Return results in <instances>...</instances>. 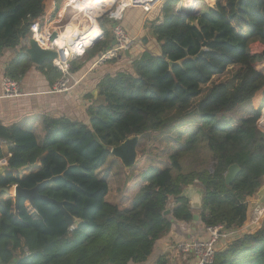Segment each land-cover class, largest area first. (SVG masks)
<instances>
[{
	"label": "trees",
	"instance_id": "1",
	"mask_svg": "<svg viewBox=\"0 0 264 264\" xmlns=\"http://www.w3.org/2000/svg\"><path fill=\"white\" fill-rule=\"evenodd\" d=\"M53 1L62 0H0V57L20 46ZM178 1L164 3L160 23L146 24L160 55L144 52L133 62L132 74L104 76L87 109L88 125L42 117L37 140L30 131L0 124V139L8 147L7 161L0 164L1 264H148L177 223L203 231L217 225L238 230L217 247L211 264H264V214L244 228L249 201L264 175V133L257 127L264 107V0H213L190 18L178 13ZM106 20L100 22L103 30ZM252 43L258 45L254 51ZM24 51L20 48L6 67L5 77L16 82L24 77L31 64ZM76 67L71 64V71ZM230 67L238 68L232 79L213 83L193 104L202 87ZM37 69L50 85L59 78L50 63ZM247 104L251 114L236 126L224 123L226 115ZM184 126L194 128L181 149L163 168L144 171V185L128 208L107 202L108 184L97 172L113 147L131 136L140 137L139 146L146 135ZM231 165L239 172L227 184ZM43 182L39 196L54 203L35 199L30 207L24 198L18 203L2 198L4 189L30 190ZM196 184L202 200L194 221L183 191ZM155 264L168 263L160 257Z\"/></svg>",
	"mask_w": 264,
	"mask_h": 264
},
{
	"label": "crops",
	"instance_id": "2",
	"mask_svg": "<svg viewBox=\"0 0 264 264\" xmlns=\"http://www.w3.org/2000/svg\"><path fill=\"white\" fill-rule=\"evenodd\" d=\"M212 1L213 0H203L196 7H194V9L196 10L197 8H204L210 5ZM187 7L190 6L183 3L179 6V9H184ZM51 8L52 6H50V8L47 10L49 15L51 14ZM161 8L155 13L151 14L148 18L144 17V14L140 9L127 8L123 13L124 21L122 23L120 22V24L125 30L126 35L130 39H135L133 45L130 47L127 54L125 52L115 59L107 61L101 65L94 66V62L99 57V55L114 43L111 31L114 22L112 21L109 25L104 24L103 27L104 30L106 29L107 34L105 35L104 30H102V39L89 48L84 57L74 60L71 63L74 64L75 67H79H76L75 72L71 71L73 77L75 79L81 78V80L78 85L73 87L67 93H48V90L57 80L52 85H50L45 76L40 72L39 69H37V66L31 63L24 77L17 82L19 90L22 94L20 97L6 98L3 96L2 90L0 88V124L4 127L18 126L23 130L30 131L36 136L37 140H40L42 137V117H65L72 121L81 122L88 125L89 120L87 116V109L94 104L97 97V85L104 76L114 75L119 72L132 74L133 62L140 58L144 52H149L154 56L160 55L159 46L154 38L149 34L146 24L147 22L152 21H155L156 23L161 22ZM138 40L140 44L137 43ZM19 47H16L15 49H6L3 51L0 57V83L2 78L5 77L4 72L6 67L19 55L21 48ZM137 148L139 149V146ZM1 150L3 153V160L0 162V164L3 165L6 163L8 157L7 145L2 146ZM149 165L150 164H148V166ZM148 166L144 169L146 170L149 167H157L151 165L149 167ZM38 168L39 167L28 169L24 172V174L34 172ZM3 172L4 170L2 171L1 175ZM109 183L110 186H108L106 200L108 197L109 199H114V197L118 194L117 186L114 184V179H111ZM11 188L9 190L13 191L14 193L15 186ZM260 190L255 194V197L249 201L251 206V215L245 227L250 225L254 226L255 224L253 222L256 219L259 220L264 214V197L259 194ZM196 193H201V189L197 184L188 186L184 189V195L187 196L189 205L191 202V197ZM6 195L7 193H5L4 197H6ZM8 197L9 196L3 199H8ZM9 199L13 198L9 197ZM107 202L109 201L107 200ZM190 210L193 214H197L198 210H192L191 208ZM206 238L207 234L202 228H196L193 224L177 223L175 224L174 229L159 242L155 252L149 259L148 264H155L157 259L160 257L164 258L167 263H169V258H171L176 252L174 248L177 243L189 240H205ZM222 244L224 245V243ZM188 258L193 259L192 257ZM193 264H196L195 260Z\"/></svg>",
	"mask_w": 264,
	"mask_h": 264
},
{
	"label": "built area",
	"instance_id": "3",
	"mask_svg": "<svg viewBox=\"0 0 264 264\" xmlns=\"http://www.w3.org/2000/svg\"><path fill=\"white\" fill-rule=\"evenodd\" d=\"M80 1L82 0H63V2L61 1L62 4L61 2L56 4L53 1L50 5L52 6L51 14L49 15V12H46L33 21L29 27V35L20 43V47L26 49L29 41L33 40L41 49L49 50L56 54V57L51 60L50 64L59 73V78L48 90V93L51 94L67 93L79 84L81 78L75 79L73 77L71 63L84 57L86 51L102 39L103 29L100 26V22L103 19L114 22L111 31L115 44L99 55L94 62V66L117 58L119 55L128 52L133 45L135 39H130L120 24L123 13L127 8L140 9L144 17L148 18L151 14L158 11L167 0H113L111 5L98 8L94 12V21L98 29L95 37L88 36L94 25L87 24L86 22L92 14L91 6L89 3H85V6L82 7ZM99 1L104 5L108 2V0ZM202 1L179 0L176 5L177 10L183 3L196 7ZM69 12L70 14L66 20L65 16ZM70 16L76 17L75 21L78 25L75 28L72 26L74 21L69 18ZM68 26H70V33L66 34ZM54 33L56 34V38L53 42H50L49 38ZM0 88L3 96L6 98H17L22 95L18 83L9 77L2 78ZM257 127L258 129L259 127L262 128L258 122ZM6 145L7 143L0 139V148ZM257 221L256 219L253 223L255 224ZM237 232L238 230L227 231L220 225L206 227L205 233L207 234V238L205 240L182 241L177 243L174 249L182 256L192 257L196 261V264H211L217 247L221 243H228Z\"/></svg>",
	"mask_w": 264,
	"mask_h": 264
},
{
	"label": "rangeland",
	"instance_id": "4",
	"mask_svg": "<svg viewBox=\"0 0 264 264\" xmlns=\"http://www.w3.org/2000/svg\"><path fill=\"white\" fill-rule=\"evenodd\" d=\"M197 10L198 8L195 11ZM69 14L70 12L66 14L65 19L68 18ZM103 20L105 21L106 19ZM123 21L124 16L122 17L121 23ZM109 24L110 21L106 20V25ZM137 43L140 44L139 40L137 41ZM257 46L258 45L252 43L250 47L251 51H254ZM237 70L238 68L236 67H230L221 76L214 77L211 83L202 87L201 96L194 100L193 104L198 102L201 97L206 94L207 90L213 83H225L230 81L233 75L237 72ZM263 110L264 107L261 108L260 118L257 121L258 123L261 119ZM251 113V106L248 104L244 105L238 108L235 112L226 115L224 118V123L228 126H236L240 119L245 116H248ZM191 128H194V126L180 127L176 130H173V132H167L166 135L149 134L143 137L140 142L139 149L137 148V151L139 153V160L127 172L124 170L123 166L119 163V161L115 159L112 155H110L103 168L97 172V177L105 180L108 183V186H110L109 181L111 179H114V184L117 186L118 194L114 197V199H109L108 197L107 200L111 203L116 204L120 208H128L132 204L133 200L139 195L141 188L144 185V181L142 179L145 171L144 168H146L148 164H150L151 166H157L156 168L158 169L163 168L165 163H167V157L176 150L181 149L184 137L186 136L188 130ZM259 130L264 133L263 128L259 127ZM179 133L183 135L180 141L177 140L179 139L177 138ZM7 196L13 198V191L9 190L7 192L6 197ZM6 197L3 196L2 198ZM193 263V259L184 257L179 253L175 252V254L171 258H169L168 264Z\"/></svg>",
	"mask_w": 264,
	"mask_h": 264
},
{
	"label": "water",
	"instance_id": "5",
	"mask_svg": "<svg viewBox=\"0 0 264 264\" xmlns=\"http://www.w3.org/2000/svg\"><path fill=\"white\" fill-rule=\"evenodd\" d=\"M178 13L184 17L190 18V17H196L197 16V11H195L194 7L190 6L184 9H178ZM56 38V34L54 33L50 38L49 41L53 42V40ZM145 42V40H144ZM115 43H113L114 45ZM25 54L28 56L30 62L35 65V66H41L44 63H50L51 60H53L56 57V54L52 51L49 50H43L41 49L33 40L29 41L28 47L25 49ZM127 54V52H126ZM200 55V53H199ZM171 65V63H170ZM95 139H97L95 137ZM140 137L139 136H131L125 139L122 143H120L118 146L113 147L110 150V155H112L115 159L119 161V163L123 166L124 170L127 172L130 170L139 160V153L137 151L138 143H139ZM4 169L0 168V176L1 173ZM21 172V171H20ZM239 172V167L237 165H231L225 175L224 179L227 184L233 181L235 176ZM263 180H264V175H263ZM46 182H43L41 184H38L35 188L26 190V189H21L18 186H15L14 193H13V198L16 203H18L20 198H24L28 205L30 207H33V201L35 199H42V200H48L51 203H54L53 201L39 196L38 194V189L42 187ZM261 189V190H260ZM259 194L264 197V185L262 188H260ZM5 193L8 192L7 189L3 190ZM184 195V191H183ZM185 196V195H184ZM187 198V196H185ZM188 199V198H187ZM201 200H202V191L201 193H196L191 197V202H190V208L192 210H199L201 208ZM57 205L59 207H62L61 204ZM63 214L65 217V220L67 221L68 224H71L73 219L68 215V213L64 210ZM168 211H165L163 215H166ZM193 220L197 221L198 220V215L193 214ZM253 225L248 226V228L252 227ZM1 264V263H0Z\"/></svg>",
	"mask_w": 264,
	"mask_h": 264
},
{
	"label": "bare ground",
	"instance_id": "6",
	"mask_svg": "<svg viewBox=\"0 0 264 264\" xmlns=\"http://www.w3.org/2000/svg\"><path fill=\"white\" fill-rule=\"evenodd\" d=\"M113 0H108V2L106 3V5H104L103 3H101L99 0H82L80 1L81 3V6H85V3H89L90 6H91V9H92V14L89 16V19L86 21L87 24H93L94 27H92V29L90 30V33L88 34V36H92V37H95L96 34L98 33V29L96 28V24H95V21H94V16H95V11L98 9V8H104V7H107L109 5H111ZM123 3H126V2H123ZM106 10V9H105ZM72 21H74V23L72 24V26L75 28L78 23L75 21L76 17H69ZM86 25V24H85ZM67 33L66 34H69V29H70V26L67 27ZM89 40V39H88ZM260 126L262 128H264V112H263V116L259 122Z\"/></svg>",
	"mask_w": 264,
	"mask_h": 264
}]
</instances>
